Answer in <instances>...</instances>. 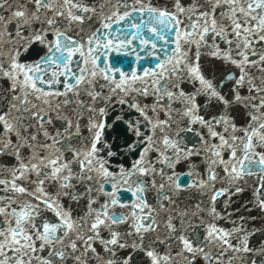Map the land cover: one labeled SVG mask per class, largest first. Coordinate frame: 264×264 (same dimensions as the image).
<instances>
[{
  "label": "snow or ice",
  "instance_id": "1",
  "mask_svg": "<svg viewBox=\"0 0 264 264\" xmlns=\"http://www.w3.org/2000/svg\"><path fill=\"white\" fill-rule=\"evenodd\" d=\"M0 264H264V0H0Z\"/></svg>",
  "mask_w": 264,
  "mask_h": 264
}]
</instances>
